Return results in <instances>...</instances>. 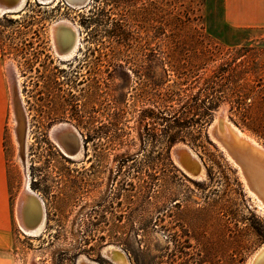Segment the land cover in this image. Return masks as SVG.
I'll return each instance as SVG.
<instances>
[{"label":"rangeland","instance_id":"374dc122","mask_svg":"<svg viewBox=\"0 0 264 264\" xmlns=\"http://www.w3.org/2000/svg\"><path fill=\"white\" fill-rule=\"evenodd\" d=\"M63 20L78 33L65 58L52 38ZM0 43L17 91L13 103L8 70L0 264H118L112 251L127 264H248L264 245V211L211 133L222 115L264 147V29L230 27L223 0H26L0 13ZM198 98L213 101L208 116L185 115ZM60 123L78 133L64 136L73 156L51 136ZM26 184L44 209L34 237L16 215Z\"/></svg>","mask_w":264,"mask_h":264},{"label":"bare ground","instance_id":"6f19581e","mask_svg":"<svg viewBox=\"0 0 264 264\" xmlns=\"http://www.w3.org/2000/svg\"><path fill=\"white\" fill-rule=\"evenodd\" d=\"M25 1L26 0H0V13L5 14L19 11L24 6ZM37 1L42 4L49 2V0ZM71 1L73 3H82L83 0ZM52 38L56 52L65 58L71 53L73 54L78 42V33L69 21L63 20L52 26ZM8 70L10 73L9 83L11 87L12 101L14 103L15 99L17 100L15 85L16 75L11 65H9ZM213 128L217 129V136L226 144L228 148V156L239 167L250 194L258 203V208L264 211V147L238 129L235 125L224 119L222 115L215 120L211 130H213ZM51 136L67 156H73L77 153L78 148L75 151H71L69 147L70 144L66 143V140L64 141V136L67 137L68 142L72 141L74 137L76 139L78 138V133L71 125L67 123L55 125L51 130ZM175 153L179 158H184L190 162L196 161L195 156L189 151V149H187V147L182 146L177 148ZM179 158L176 160L178 161ZM198 164L199 163L196 165ZM16 215L21 231L26 236H36L45 217L44 209L40 198L28 187L27 184L23 187L18 197ZM113 252L114 251H112L111 254L113 256V258L111 257L112 259L118 264H127L125 257L119 251ZM77 264L94 263L85 258H79ZM248 264H264V245L254 254Z\"/></svg>","mask_w":264,"mask_h":264},{"label":"crops","instance_id":"0c3cea01","mask_svg":"<svg viewBox=\"0 0 264 264\" xmlns=\"http://www.w3.org/2000/svg\"><path fill=\"white\" fill-rule=\"evenodd\" d=\"M223 18L232 28L264 29V0H223ZM9 63L0 43V244L10 225V200L3 150L4 135L9 115Z\"/></svg>","mask_w":264,"mask_h":264},{"label":"trees","instance_id":"16d2710c","mask_svg":"<svg viewBox=\"0 0 264 264\" xmlns=\"http://www.w3.org/2000/svg\"><path fill=\"white\" fill-rule=\"evenodd\" d=\"M212 103H213V101H204V100L202 101L199 98L195 99L194 100V104H192L191 106L184 107L185 110L188 109L185 115L188 116L190 111H193V112H195V115H199L202 118L203 117H207L208 114H209V111L211 110L210 108L213 107ZM179 123L180 122L177 121L176 124H175V127H178V128L185 127V126H183L184 123L183 124H179Z\"/></svg>","mask_w":264,"mask_h":264},{"label":"water","instance_id":"95a60500","mask_svg":"<svg viewBox=\"0 0 264 264\" xmlns=\"http://www.w3.org/2000/svg\"><path fill=\"white\" fill-rule=\"evenodd\" d=\"M211 132H212V134H213L212 136L215 138V140H217L221 144V146L225 149V151L227 150L226 152H228V148H227L226 144L216 134L217 129L213 128V130H211Z\"/></svg>","mask_w":264,"mask_h":264}]
</instances>
